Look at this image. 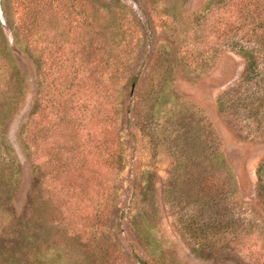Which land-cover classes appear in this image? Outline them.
Listing matches in <instances>:
<instances>
[{"label":"rangeland","instance_id":"1","mask_svg":"<svg viewBox=\"0 0 264 264\" xmlns=\"http://www.w3.org/2000/svg\"><path fill=\"white\" fill-rule=\"evenodd\" d=\"M0 264H264V0H0Z\"/></svg>","mask_w":264,"mask_h":264},{"label":"trees","instance_id":"2","mask_svg":"<svg viewBox=\"0 0 264 264\" xmlns=\"http://www.w3.org/2000/svg\"><path fill=\"white\" fill-rule=\"evenodd\" d=\"M246 59H247V61H248V63H247V68H246V70H245V72H244V76H243V82L244 83H246V82H249V81H252V80H255V79H257L258 80V82H259V79H260V75H259V72H258V70H257V68H258V64H257V62H256V60H257V57H255V55L254 54H250V55H246ZM260 100V99H259ZM262 100V99H261ZM260 100V101H261ZM191 157H193V155L191 156ZM220 159H219V157H217V156H212L211 157V159L208 161V163H207V167H208V169H211V170H213V173H214V175L215 174H217L218 173V169H220L221 168V165H220V161H219ZM194 165V164H193ZM193 165H188L187 167H188V169H192V168H194L193 167ZM196 167V166H195ZM204 181H201V185L203 184V186H205L204 185V183H203Z\"/></svg>","mask_w":264,"mask_h":264}]
</instances>
